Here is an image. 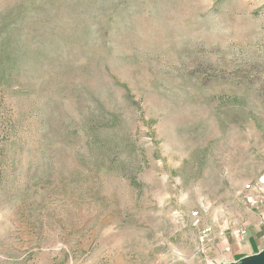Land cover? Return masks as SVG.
Instances as JSON below:
<instances>
[{
	"label": "rangeland",
	"instance_id": "obj_1",
	"mask_svg": "<svg viewBox=\"0 0 264 264\" xmlns=\"http://www.w3.org/2000/svg\"><path fill=\"white\" fill-rule=\"evenodd\" d=\"M263 195L264 0H0V264H212Z\"/></svg>",
	"mask_w": 264,
	"mask_h": 264
},
{
	"label": "crops",
	"instance_id": "obj_2",
	"mask_svg": "<svg viewBox=\"0 0 264 264\" xmlns=\"http://www.w3.org/2000/svg\"><path fill=\"white\" fill-rule=\"evenodd\" d=\"M260 202L261 204L256 207L257 215L251 222H245V235L236 238L233 233L219 232L220 235L212 245L216 258L212 264H237L264 253V195Z\"/></svg>",
	"mask_w": 264,
	"mask_h": 264
},
{
	"label": "built area",
	"instance_id": "obj_3",
	"mask_svg": "<svg viewBox=\"0 0 264 264\" xmlns=\"http://www.w3.org/2000/svg\"><path fill=\"white\" fill-rule=\"evenodd\" d=\"M246 189H249L248 185L246 186ZM249 202L254 203L255 205H260L261 204L260 200L254 202L253 200L250 199ZM197 216H198L197 212L193 214V217H197ZM196 227H198L199 242H200V244H202L201 247L204 250V244L207 243L210 240V238L212 237L213 229L210 226H198V224H196ZM245 233H246L245 230L241 229V228L233 231V235L236 238L245 235ZM227 250H228V248H226V252H227ZM201 251H202V249H201Z\"/></svg>",
	"mask_w": 264,
	"mask_h": 264
},
{
	"label": "water",
	"instance_id": "obj_4",
	"mask_svg": "<svg viewBox=\"0 0 264 264\" xmlns=\"http://www.w3.org/2000/svg\"><path fill=\"white\" fill-rule=\"evenodd\" d=\"M237 264H264V253L253 258L242 260Z\"/></svg>",
	"mask_w": 264,
	"mask_h": 264
}]
</instances>
